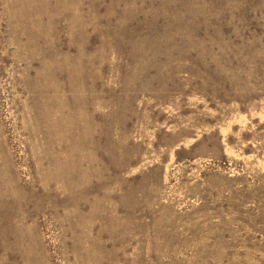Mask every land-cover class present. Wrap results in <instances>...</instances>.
<instances>
[{
    "label": "rangeland",
    "instance_id": "obj_1",
    "mask_svg": "<svg viewBox=\"0 0 264 264\" xmlns=\"http://www.w3.org/2000/svg\"><path fill=\"white\" fill-rule=\"evenodd\" d=\"M0 264H264V0H0Z\"/></svg>",
    "mask_w": 264,
    "mask_h": 264
}]
</instances>
